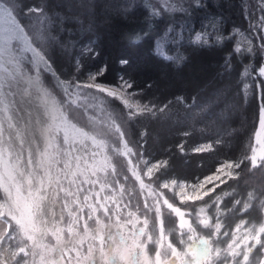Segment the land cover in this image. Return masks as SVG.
<instances>
[{
    "label": "snow or ice",
    "instance_id": "6c2138e0",
    "mask_svg": "<svg viewBox=\"0 0 264 264\" xmlns=\"http://www.w3.org/2000/svg\"><path fill=\"white\" fill-rule=\"evenodd\" d=\"M200 6L191 0L190 7ZM145 7L150 17L189 11L184 0H146ZM242 11L248 28L233 29L244 42L242 48L237 40L234 52L249 56L242 75L261 90L250 154L180 180L168 174L167 160L145 154L146 132L134 139L133 130L184 98L143 101L130 91V78L104 83L106 65L84 72L79 59L63 76L49 51L56 38L46 6L0 0V264H264V218L258 224L240 219L234 228L223 219L247 212L257 199L264 209V192L249 191L222 208L233 192L217 191L245 162L249 171L264 169V79H258L264 78V0L245 3ZM171 31L155 42V54L165 60L174 59L162 42ZM148 34L136 33L133 43ZM202 40L197 31L192 43ZM93 52L87 47L82 55ZM257 55L261 63L253 69ZM251 89L243 84L245 96ZM185 144L177 148L183 152ZM130 181L139 188L135 203Z\"/></svg>",
    "mask_w": 264,
    "mask_h": 264
},
{
    "label": "trees",
    "instance_id": "16d2710c",
    "mask_svg": "<svg viewBox=\"0 0 264 264\" xmlns=\"http://www.w3.org/2000/svg\"><path fill=\"white\" fill-rule=\"evenodd\" d=\"M21 2L45 5L54 18L51 35L56 40L51 42L49 51L63 76L73 73L74 62L79 59L84 72L106 65L105 75L100 77L104 83L115 84L119 76L130 78L134 82L130 91H135L143 101L153 100L162 105L177 96L184 98V103H172L158 120L144 118L143 125L133 130L134 139L139 138L140 131L146 132L145 154L153 160H167L170 176L180 180L203 177L224 160H237L250 154L247 146L258 124L261 90L255 87L256 81L242 75L243 66L250 64V58L234 52L236 41L240 40L242 48L244 42L233 29L247 31L248 20L242 8L245 3L255 5L254 0H204L200 7H191L183 17L175 14L170 18L150 17L146 0ZM180 17L181 21L177 22ZM169 28L172 31L162 42L173 60L155 54L156 38L163 37ZM145 31L149 34L133 43V36ZM197 31L202 33L203 40L193 44ZM60 45H66V49ZM87 47L94 52L82 55ZM122 59L128 63L121 65ZM259 63L257 55L253 69ZM245 82L252 84L247 96L243 91ZM209 102L211 106L201 111ZM113 106L122 107L119 101ZM184 132L190 135L185 137ZM183 141H186L185 151L181 152L177 145ZM207 143H213L212 151H192ZM249 168L245 162L236 170L239 175L217 189L233 192L231 197H225L222 208L231 207L233 199L247 198L249 191L264 192V169L249 171ZM252 205L244 213H225L223 219L233 228L240 219L258 224L264 218V209L259 199L252 201Z\"/></svg>",
    "mask_w": 264,
    "mask_h": 264
},
{
    "label": "rangeland",
    "instance_id": "374dc122",
    "mask_svg": "<svg viewBox=\"0 0 264 264\" xmlns=\"http://www.w3.org/2000/svg\"><path fill=\"white\" fill-rule=\"evenodd\" d=\"M204 0H200V4H201V2H203ZM256 3H258V0H254ZM148 2L150 3V2H152V0H148ZM184 4H185V7H187V8H189V10H190V4H191V0H184ZM189 12V11H188ZM188 12H186V13H188ZM175 14H180V15H182V17H183V14L184 13H181V12H177V13H175ZM175 14H172V15H168V14H164L166 17H168V18H170V17H173V16H175ZM175 19H176V17H175ZM178 20H177V22H180L181 21V17L180 18H177ZM180 34V33H179ZM178 37H180V36H178ZM203 37V36H202ZM242 40V39H241ZM260 58V57H259ZM260 63H261V60H260ZM260 63H259V65H260ZM258 68V67H257ZM90 111H95V109H91ZM257 126H258V124H257ZM115 159L116 160H122L123 158L122 157H115ZM129 186H134L135 188H136V193H134L133 195H134V199H133V203H135V197H137L138 196V192H139V188H138V185H135L134 184V181H130V185ZM0 230H2V229H0Z\"/></svg>",
    "mask_w": 264,
    "mask_h": 264
}]
</instances>
